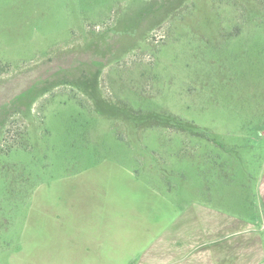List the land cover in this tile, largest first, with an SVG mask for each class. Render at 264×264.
<instances>
[{
    "label": "rangeland",
    "instance_id": "1",
    "mask_svg": "<svg viewBox=\"0 0 264 264\" xmlns=\"http://www.w3.org/2000/svg\"><path fill=\"white\" fill-rule=\"evenodd\" d=\"M263 166L264 0H0V264L259 226Z\"/></svg>",
    "mask_w": 264,
    "mask_h": 264
},
{
    "label": "crops",
    "instance_id": "2",
    "mask_svg": "<svg viewBox=\"0 0 264 264\" xmlns=\"http://www.w3.org/2000/svg\"><path fill=\"white\" fill-rule=\"evenodd\" d=\"M256 191L262 215L259 226L204 209L212 215L201 216V230L193 241L190 215H180L165 231L150 237L127 264H264V166Z\"/></svg>",
    "mask_w": 264,
    "mask_h": 264
}]
</instances>
